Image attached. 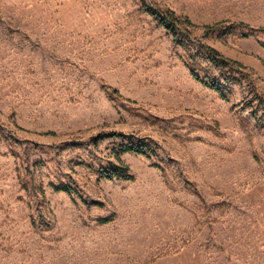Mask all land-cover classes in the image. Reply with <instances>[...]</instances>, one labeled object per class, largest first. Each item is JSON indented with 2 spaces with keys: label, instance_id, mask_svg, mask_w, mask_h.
Returning <instances> with one entry per match:
<instances>
[{
  "label": "rangeland",
  "instance_id": "obj_1",
  "mask_svg": "<svg viewBox=\"0 0 264 264\" xmlns=\"http://www.w3.org/2000/svg\"><path fill=\"white\" fill-rule=\"evenodd\" d=\"M259 28L264 0H0V264H264ZM122 144L133 179L100 176Z\"/></svg>",
  "mask_w": 264,
  "mask_h": 264
},
{
  "label": "trees",
  "instance_id": "obj_2",
  "mask_svg": "<svg viewBox=\"0 0 264 264\" xmlns=\"http://www.w3.org/2000/svg\"><path fill=\"white\" fill-rule=\"evenodd\" d=\"M144 10L155 16L159 24L168 31L172 35V39L178 43L183 44L184 39H189L191 36V31L194 27L197 25L194 24L188 17L181 16L176 14L173 10H170L168 8L165 9H156L154 7H151L149 5L143 4ZM224 21H217L213 24H207L204 26L205 31L208 32L210 30L216 29L219 25H221ZM236 27H244L247 28L248 25L243 22L235 23ZM258 30L264 31L263 28H259ZM252 31H249L248 33H243V37H248L252 35ZM200 48H202L205 52V55L207 59L216 67L221 68H231L236 70L239 75L242 78H245L249 81L251 90L254 92V94L259 95L256 93L255 86L252 82L251 72L246 71V66L242 64L241 62L234 60L232 58H229L222 54L218 49L215 47L205 44L199 40L194 39L193 40ZM190 74L191 76L201 82L203 85L214 89L219 94H222V86L216 82V81H207L202 78H200L193 69L190 68ZM104 88L108 89V93L110 96L114 97H121V95L118 93L115 89H110L108 86L103 85ZM264 101V98H262ZM47 134H53L51 132H48ZM125 152H135L138 154H145L143 149L138 146L130 145V144H122L119 146V149L114 153V161H109L106 166H102L99 168V174L102 177L111 179V178H120V179H126V180H132L133 175L130 173L129 166L122 161L121 154ZM54 190L57 191H64V192H71V188L66 184H59V185H53ZM86 204V201H84ZM92 204V203H91ZM112 219L111 216L100 218L99 222L106 223L109 222Z\"/></svg>",
  "mask_w": 264,
  "mask_h": 264
}]
</instances>
